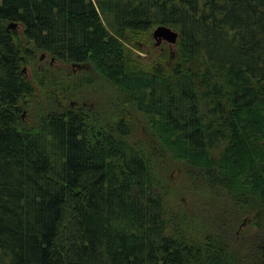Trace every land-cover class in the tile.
<instances>
[{
    "label": "trees",
    "instance_id": "16d2710c",
    "mask_svg": "<svg viewBox=\"0 0 264 264\" xmlns=\"http://www.w3.org/2000/svg\"><path fill=\"white\" fill-rule=\"evenodd\" d=\"M159 25L179 32L178 57L147 70L126 34ZM39 51L113 84L111 129L59 92L24 123ZM175 164L205 192L185 213L201 239L166 215ZM0 264H264V0H0Z\"/></svg>",
    "mask_w": 264,
    "mask_h": 264
},
{
    "label": "rangeland",
    "instance_id": "374dc122",
    "mask_svg": "<svg viewBox=\"0 0 264 264\" xmlns=\"http://www.w3.org/2000/svg\"><path fill=\"white\" fill-rule=\"evenodd\" d=\"M11 28L22 36L20 24ZM155 28L135 35L128 30L126 36L132 41H125V43L145 69L151 70L155 63H162L165 67L171 68L178 57V43L170 45L166 39H163L157 44L154 37ZM28 44L31 45L29 42ZM36 54L37 59L23 66L25 74L35 88L36 95V98L30 99L29 106L22 111L25 124H36L41 116V112L39 113L41 106L50 102V94L57 92V97L59 93L65 97L60 100L61 106L73 105L75 108L83 106L86 110H90L88 113L91 118L88 122L97 134L105 132L103 130H109V127L112 128L111 124L116 120V110H118L113 104L116 99H119L120 93L109 80L97 74V69L92 63L71 64L57 60L46 52L39 51ZM131 116L134 118L132 126L134 130L129 139L132 142L142 139V144L148 136L147 121L139 113ZM171 169L172 186L166 187L167 189L163 191L166 194V215L172 224L179 222L177 226L185 230L188 238L201 239L203 233L199 219L193 218L190 213L188 216L185 213L186 210L190 212L193 196L203 195L205 192H202L201 188L193 187L192 182L187 180V171L182 165L175 164ZM154 170L160 178L161 169L156 160H154ZM162 180H164L163 177ZM158 184H160L159 181ZM158 187H161V184ZM261 219L262 211L255 212L244 219L236 240L239 247L257 235L261 227ZM230 251L233 253L234 249L231 248Z\"/></svg>",
    "mask_w": 264,
    "mask_h": 264
},
{
    "label": "water",
    "instance_id": "95a60500",
    "mask_svg": "<svg viewBox=\"0 0 264 264\" xmlns=\"http://www.w3.org/2000/svg\"><path fill=\"white\" fill-rule=\"evenodd\" d=\"M16 25L17 22H12L9 27H15ZM154 37L157 44L166 39L170 45H174L179 37V32L170 26L159 25L154 30Z\"/></svg>",
    "mask_w": 264,
    "mask_h": 264
},
{
    "label": "flooded vegetation",
    "instance_id": "af4514ba",
    "mask_svg": "<svg viewBox=\"0 0 264 264\" xmlns=\"http://www.w3.org/2000/svg\"><path fill=\"white\" fill-rule=\"evenodd\" d=\"M81 65V64H80Z\"/></svg>",
    "mask_w": 264,
    "mask_h": 264
}]
</instances>
